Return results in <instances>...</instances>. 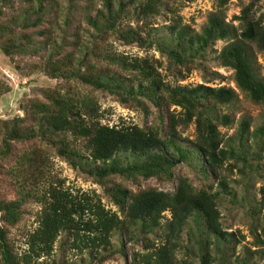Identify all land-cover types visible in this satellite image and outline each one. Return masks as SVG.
I'll return each mask as SVG.
<instances>
[{"label":"trees","instance_id":"16d2710c","mask_svg":"<svg viewBox=\"0 0 264 264\" xmlns=\"http://www.w3.org/2000/svg\"><path fill=\"white\" fill-rule=\"evenodd\" d=\"M62 1L68 3L66 30L57 46L52 22L45 31L38 29L60 11ZM185 1L100 0L97 7L96 0H0L2 54L14 63L17 56L42 52L43 63L32 65L28 74L40 69L60 81L44 89L41 98L27 101L25 118L0 121V170L16 193L13 201L0 198L1 264H103L124 260L128 244L130 264H177V253L189 256L195 250L202 264H230L239 243L223 230L225 200L263 221L255 242L264 246V189L262 203L255 190V183L264 180V122L252 130L251 121L242 118L235 135L226 139L220 127H231L234 120L224 110L232 109L238 96L230 88L209 86L221 76L203 67L212 53L218 67L234 72L239 91L264 105L255 53H264V13L256 5L246 7L238 18L240 32L212 15L196 33L176 15L175 4ZM229 1L215 0L220 10ZM9 13L16 14L5 19ZM162 16L171 24L156 35L154 21ZM70 34L71 50L64 53ZM41 36L45 46H34ZM217 42L226 44L219 53L213 50ZM115 44L146 53L155 48L167 60L165 74L159 60L118 53ZM196 70L203 72L204 83L181 86ZM9 91L0 82V98ZM98 94L145 118L154 116L153 125L103 124ZM190 124L195 139H183L179 128ZM53 157L103 187L120 215L106 210L97 195L65 187ZM181 167L206 183L197 188ZM232 174L237 178L229 181ZM28 203L40 208L37 227L14 239L10 230L22 221ZM167 213L171 218L163 223ZM17 242L27 247L21 255ZM257 254L264 259V247ZM248 263L242 258L241 264Z\"/></svg>","mask_w":264,"mask_h":264},{"label":"rangeland","instance_id":"374dc122","mask_svg":"<svg viewBox=\"0 0 264 264\" xmlns=\"http://www.w3.org/2000/svg\"><path fill=\"white\" fill-rule=\"evenodd\" d=\"M100 0H96V6L100 7ZM66 5L67 2H61L60 11L53 12L51 18L47 19L46 24H44L39 30L45 31L48 29L50 22L53 23L54 27V40L57 46L61 45V40L64 37L65 27V16H66ZM249 5H256L258 7L259 13H264V0H230L226 7L220 10L217 6L215 0H188L185 2H180L175 4L176 15H178L182 20V25L189 26L196 33H201L202 29L207 25L209 18L212 15H218L222 17L225 23L234 27L238 32L242 29V22L238 20L241 17L242 11ZM16 9L19 8V4H16ZM20 9H18L19 11ZM18 11L16 13H18ZM16 13H9L5 19L11 16H15ZM57 15V17H56ZM169 16V15H168ZM171 17V16H170ZM168 18L165 16L158 17L154 21L153 28L157 31L154 33L156 35L162 34L163 29L170 25ZM77 21L74 20V26ZM44 39L42 36L34 41V46L44 47ZM72 41L71 34L68 36L64 45V53L71 50L70 43ZM226 44L224 42H217L214 46V51L219 53ZM115 49L118 53L126 54L129 56H137L139 58L154 57L163 64L162 72L165 74V70L168 66L167 60L156 51L155 48L151 49L148 53L138 47H122L115 44ZM50 47L47 52H50ZM256 53V63L258 65L259 73L262 78H264V53L258 50ZM212 54V53H211ZM210 54V57H206L203 62V67H210L211 72L218 73L221 78L215 82L209 84L211 87L219 88L225 87L234 90L238 96V100L232 109L224 110L225 114H230L234 120V124L231 127H220V132L224 137L230 138L235 135L238 130L239 123L242 118H248L251 121V129L253 130L256 126L261 125L264 122V105H255L250 102L237 88L234 81V72L230 69L220 68L215 64L214 56ZM44 54L41 52L38 56L30 57L29 55L17 56L14 63H11L8 58H6L0 50V82L4 83L10 88V91L0 98V121H14L18 118H25L27 111L23 110L28 100L34 98H41L44 89L54 87L60 84L59 80H51L44 76L43 72L39 69L37 72H31L28 74L32 65L36 63H43ZM28 74V75H27ZM203 72L200 70L193 71L189 77L180 83L181 86L195 87L197 85L203 84ZM98 100L101 106V110L105 112L103 124H108L109 126H122V125H137L143 127L145 125H153L154 116L147 117L142 113L136 112L125 106L119 104L112 97L104 94H98ZM176 112H179V108H174ZM181 136L184 139L194 140L196 136L195 125L190 124L187 128H179ZM53 166L55 172L60 176V178L65 180V187L71 189L72 191L80 190L81 192H86L91 195H97L100 197L101 202L106 210L112 213L119 214L117 208L111 204L108 198L104 194V188L97 184L93 179L81 174L78 170H74L69 163H66L56 157L52 158ZM264 164V161H263ZM8 169V165H4ZM1 169V168H0ZM182 173L188 176L196 185L200 188L202 184L206 183V180L198 175V173L193 172L190 168L181 167ZM264 175V169H263ZM237 175H229V181L236 179ZM152 185H156L154 180L149 181ZM168 188H172L171 186ZM134 191L136 187H131ZM261 189H264V180L255 183L256 198L259 203H262L263 194ZM0 198L6 201H13L16 199L15 189L12 184H10L9 178L4 175V172L0 170ZM40 210L38 206L33 203H28L23 211L25 214L22 217V221L14 228L11 229L10 233L13 235L14 239L19 238V232L22 230H34L37 225L35 214ZM221 222L223 230L227 233H233L238 241L235 253L230 260V264H241L242 258H249L248 264H264V259H261L257 252L262 250V245L259 242H255V235L262 234L261 224L263 221H255L256 217L249 215L247 211L241 210L239 205H232L229 200H225L223 205L220 207ZM120 215V214H119ZM171 218L170 214L165 215L163 223L169 221ZM261 218H264V202ZM264 220V219H263ZM257 225V226H256ZM5 224L0 220V228L4 227ZM117 240V237L114 238ZM187 237H184V242H186ZM18 253L21 255L25 249H27L25 244L21 242L16 243ZM134 249L141 253L143 252L141 246H135ZM126 251L128 252L125 259H118L106 261L103 264H130L132 257V245H127ZM212 251V250H211ZM253 253V255H252ZM198 250L189 253V256L185 254L184 251L177 253L176 259L177 264H182L186 262L188 264H202L199 260ZM58 249V244L55 247L54 256L58 259L60 256ZM215 256L216 253L212 252ZM40 261H43L40 260ZM51 262L52 260H47ZM1 264V262H0ZM213 264H222L221 262H214ZM225 264V263H224Z\"/></svg>","mask_w":264,"mask_h":264}]
</instances>
